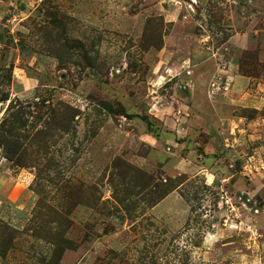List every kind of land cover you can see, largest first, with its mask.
<instances>
[{"label": "rangeland", "instance_id": "obj_1", "mask_svg": "<svg viewBox=\"0 0 264 264\" xmlns=\"http://www.w3.org/2000/svg\"><path fill=\"white\" fill-rule=\"evenodd\" d=\"M0 78V123L74 115L30 166L0 150V264L50 259L73 191L60 264H264V0H0ZM140 172L176 187L147 206Z\"/></svg>", "mask_w": 264, "mask_h": 264}, {"label": "trees", "instance_id": "obj_2", "mask_svg": "<svg viewBox=\"0 0 264 264\" xmlns=\"http://www.w3.org/2000/svg\"><path fill=\"white\" fill-rule=\"evenodd\" d=\"M3 84L0 78V87ZM9 100V96L5 94H0V103ZM21 104V105H20ZM66 109H57L56 107L51 108L47 112H43L40 115L38 112H33L31 110H27L21 101L12 100L8 106L7 114L3 118L0 123V150L3 151L5 157L8 158L12 163L17 166L27 167L30 166V159L32 153L35 152L40 153H50V140L54 138L56 133L61 132V134L65 131H70V128L73 126L71 125V121L74 120V115L71 114L72 109L70 106H66ZM41 111V110H40ZM36 115V116H34ZM33 117L34 121L29 123V117ZM44 122L41 123V119L44 118ZM44 126V127H43ZM43 127V128H42ZM30 138V143H26V140ZM34 143V144H33ZM33 144V150L28 147ZM37 147V150L34 148ZM55 164L54 157H50L47 162L41 165L40 174H44L45 178H49L50 180L53 177L50 175V171L53 169ZM129 164L121 165L119 163L115 164V167L118 169L128 167ZM141 175V172H140ZM43 176V177H44ZM146 178L148 179V184L138 183V179L135 176V188H140V192L146 191L148 192V203L147 206H155L162 198H164L172 189H174V184L172 179L170 181H154L156 178L154 176H150L148 174H142L138 176L139 178ZM147 176V177H145ZM153 180V181H152ZM155 182V183H154ZM168 182V183H167ZM153 187L155 189H153ZM74 187L72 186V190ZM139 192V191H138ZM126 199H121L122 204L125 206L126 210L128 211V215L131 216L132 211H130L124 201ZM42 202V200H41ZM40 202V203H41ZM76 203V197L74 191L72 193V206L63 207V210L66 212L64 214L57 212L55 215L60 222V230L52 233V229H46L45 227L48 226L47 223L44 225H40L38 227L33 228L34 235L38 238L43 236L47 237L51 242L53 241L54 249L52 256L50 259H42L43 264H60L63 256L65 255L66 250L72 249L75 250L78 247V243L74 239H69L66 237V229L69 228L68 223L69 219L66 214H69L73 211L74 205ZM44 204V203H43ZM63 204H67L63 203ZM139 206V205H136ZM29 228V227H28ZM20 231L14 227H10L8 225L0 226V255H7V252L10 250L11 247L15 245L17 237L20 235Z\"/></svg>", "mask_w": 264, "mask_h": 264}]
</instances>
